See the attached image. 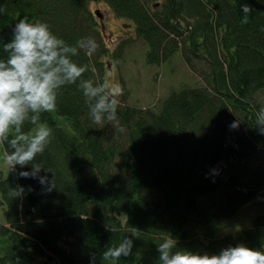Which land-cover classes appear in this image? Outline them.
<instances>
[{"label": "trees", "instance_id": "trees-1", "mask_svg": "<svg viewBox=\"0 0 264 264\" xmlns=\"http://www.w3.org/2000/svg\"><path fill=\"white\" fill-rule=\"evenodd\" d=\"M90 1L97 0H0V58L26 17L47 23L87 69L57 89V111L29 110L0 140L9 156L26 150L41 127L54 133L43 155L0 171V264H159L157 248L169 234L200 254L240 243L264 252V212L244 228L223 227L250 201L264 200V160L238 166L264 155V0H99L133 24L146 62L179 53L194 72L195 82L170 89L156 111L127 104L123 83L124 94L113 97L95 71L99 30ZM89 85L99 90L91 106L119 99L123 131L108 111L103 126L93 123L83 95ZM125 238L133 239L131 254L104 260Z\"/></svg>", "mask_w": 264, "mask_h": 264}, {"label": "clouds", "instance_id": "clouds-1", "mask_svg": "<svg viewBox=\"0 0 264 264\" xmlns=\"http://www.w3.org/2000/svg\"><path fill=\"white\" fill-rule=\"evenodd\" d=\"M241 8L246 14L253 11L247 4H243ZM247 19L246 15L242 22L246 23ZM96 47L98 45L94 44L93 51ZM3 51L8 56L6 59L0 58V140H7L10 127L14 126L18 131L29 110L34 113L57 111V89L76 84L87 69L70 59L68 53L76 55V48L57 37L47 23H32L26 17L16 23L10 41L3 43ZM98 91L90 85L85 87L83 95L88 105ZM123 94L121 85H117L116 91L112 93L113 97ZM119 103V99L107 101L105 96L95 106L89 105V115L93 123L103 126L102 113L108 111V122L123 131L116 111ZM38 119L39 115L34 116L32 122L35 123ZM231 126L236 127L237 124L233 123ZM259 132L264 134V128L259 129ZM53 135L51 127H41L28 143L27 149L17 148L16 152L8 156V162L25 167L37 154L43 155ZM11 143L16 147L15 142ZM21 175L29 174L22 172ZM43 179L41 178L42 182ZM19 194L20 192L13 191V195ZM132 248L133 239L125 238L119 246L109 247L103 253V259L111 258L115 261L122 255L127 257ZM157 252L159 264H264V252L242 243L223 248L218 254H200L178 247V240L171 234L158 246Z\"/></svg>", "mask_w": 264, "mask_h": 264}, {"label": "rangeland", "instance_id": "rangeland-1", "mask_svg": "<svg viewBox=\"0 0 264 264\" xmlns=\"http://www.w3.org/2000/svg\"><path fill=\"white\" fill-rule=\"evenodd\" d=\"M88 8L94 15L99 30L98 40L95 42L98 47L95 49L99 52L98 60L101 64L95 67V71L102 74L105 86L111 92H115L116 86L120 83L124 84L128 90L125 99L127 104L143 108L152 107L156 111L158 108L155 107L168 95L170 89H177L184 81L191 84L195 82L194 72L179 53L173 54L160 65L149 64L146 62L147 44L131 37L134 28L129 20L118 17L108 5L99 0L90 1ZM96 10L102 14L101 18L95 15ZM261 95L264 96V91ZM7 158L0 147V171L4 174H7L10 168ZM263 160L264 155L258 154L238 166L247 165L250 169ZM262 208H264L263 198L250 201L242 207L237 216L224 221L223 227L244 228L246 225L243 224L250 217L252 219L256 214L264 212L261 211ZM1 219H4V215L0 209Z\"/></svg>", "mask_w": 264, "mask_h": 264}, {"label": "water", "instance_id": "water-1", "mask_svg": "<svg viewBox=\"0 0 264 264\" xmlns=\"http://www.w3.org/2000/svg\"><path fill=\"white\" fill-rule=\"evenodd\" d=\"M95 15L100 16L98 10L95 11Z\"/></svg>", "mask_w": 264, "mask_h": 264}, {"label": "flooded vegetation", "instance_id": "flooded-vegetation-1", "mask_svg": "<svg viewBox=\"0 0 264 264\" xmlns=\"http://www.w3.org/2000/svg\"><path fill=\"white\" fill-rule=\"evenodd\" d=\"M99 18H101L102 17V14H100V16H98Z\"/></svg>", "mask_w": 264, "mask_h": 264}]
</instances>
